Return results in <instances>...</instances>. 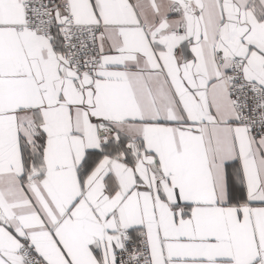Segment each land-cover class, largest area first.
Listing matches in <instances>:
<instances>
[{"label": "snow or ice", "instance_id": "1", "mask_svg": "<svg viewBox=\"0 0 264 264\" xmlns=\"http://www.w3.org/2000/svg\"><path fill=\"white\" fill-rule=\"evenodd\" d=\"M0 264H264V0H0Z\"/></svg>", "mask_w": 264, "mask_h": 264}]
</instances>
